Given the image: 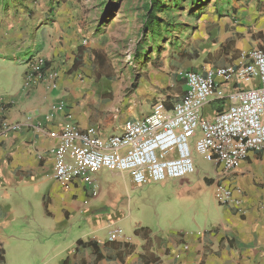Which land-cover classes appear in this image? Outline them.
I'll list each match as a JSON object with an SVG mask.
<instances>
[{
	"label": "crops",
	"instance_id": "0c3cea01",
	"mask_svg": "<svg viewBox=\"0 0 264 264\" xmlns=\"http://www.w3.org/2000/svg\"><path fill=\"white\" fill-rule=\"evenodd\" d=\"M17 27L0 30V104L8 108L9 123L25 127L0 134V246L5 259L9 254L46 253L53 256L39 264H64L67 259L78 264L77 243L82 241L97 243L104 256L120 250L114 243L135 247L123 261L115 258L98 264H264V156L256 153L226 181L242 189L245 213L218 202L192 213L188 198L193 175L139 187L128 175L106 172L129 179L148 193L146 208L151 217L156 216L130 220V234L123 231L111 242L110 233L122 229L127 217L118 209L113 216L104 217L101 210L112 207L99 208L100 201L93 199L90 188L54 179L55 160L50 152L60 143L68 123L66 114L85 132L119 134L126 122L149 115L159 101L172 108L185 96L186 86L176 76L173 59L159 65L152 60L140 73L128 71L120 78L110 74L119 70L109 61L107 49L98 45L85 49L68 34V27L63 41L54 34L55 26L28 20L24 27ZM191 43L196 55L178 64L182 70L237 65L244 55L264 49V0H237L230 6L208 8L197 21ZM33 58H42L46 69L58 72L57 89L49 88V81L24 89ZM57 103H64L67 109L51 116ZM203 111L208 119L217 113L213 103ZM210 177L202 179L214 194ZM153 184L160 191L152 190ZM41 211L46 217L42 218L44 226L38 225ZM74 226L80 231L73 240L67 233L61 240L52 235ZM139 229L142 231L136 236ZM90 260L94 264L97 257L92 255Z\"/></svg>",
	"mask_w": 264,
	"mask_h": 264
},
{
	"label": "built area",
	"instance_id": "2783aa9c",
	"mask_svg": "<svg viewBox=\"0 0 264 264\" xmlns=\"http://www.w3.org/2000/svg\"><path fill=\"white\" fill-rule=\"evenodd\" d=\"M176 76L186 86L183 99L170 109L159 101L149 115L126 122L119 134L85 132L67 113L60 143L50 152L55 160L54 179L64 185L82 184L93 197L100 192L96 176L101 172L128 175L139 187L183 180L196 172V150L215 165L210 180L217 202L245 213L242 189L226 181L251 153L264 156V49L244 55L235 66L181 70ZM57 80L58 72L46 69V62L38 58L29 63L24 89L47 81L49 88L57 89ZM240 82L249 84V89H239ZM217 101L230 103L213 119H204V108ZM66 109L64 103H57L51 116ZM7 111L0 104V134L22 131L23 125L7 121ZM119 235L122 229L113 230L111 242Z\"/></svg>",
	"mask_w": 264,
	"mask_h": 264
},
{
	"label": "rangeland",
	"instance_id": "374dc122",
	"mask_svg": "<svg viewBox=\"0 0 264 264\" xmlns=\"http://www.w3.org/2000/svg\"><path fill=\"white\" fill-rule=\"evenodd\" d=\"M149 0H0V30H17V25L23 26L30 20L35 25L55 26L54 33L60 41L67 37L65 27L72 39L79 40L85 49L98 45L108 50L109 61L118 67L119 72L111 73L122 78V74L129 71L133 75L147 67V63L156 60V65L169 63L173 59L176 72L182 70L185 60L196 55L195 46L191 43V36L195 31L197 21L189 15L190 4L185 3L179 12L158 13L159 27L154 32L146 29L147 10ZM209 8L224 7L235 4L237 0H207ZM20 29V28H19ZM43 58V57H42ZM38 58H33L35 60ZM44 59V58H43ZM13 68L11 72L13 73ZM107 70V72H109ZM258 79L254 80L257 84ZM250 85L240 82L239 89H249ZM226 93L232 91L225 89ZM229 101L225 105H229ZM208 106V105H207ZM225 107V106H224ZM223 107V108H224ZM204 113V111H203ZM204 117V114H203ZM204 119H208L204 117ZM209 120V119H208ZM194 142H192L193 146ZM193 160L196 172L190 180L191 194L188 198L192 213L200 212L202 208L218 205L214 198L213 188L203 182L204 176L215 173V165L203 155L193 150ZM96 177L99 185V195L95 199L99 208L111 206L109 211L101 210L104 217L113 216L118 209L122 216L127 217L121 223L124 235L130 234L129 221L154 218L151 217L146 206L150 202L148 193L136 188L130 180L114 178L106 172ZM154 191H160L153 184ZM116 206V208L114 207ZM190 205V204H189ZM154 211V210H153ZM152 212V211H151ZM43 211L39 215L38 225L42 226ZM46 218V217H45ZM201 218V217H200ZM44 221V220H43ZM128 221V222H126ZM44 226V225H43ZM58 229L52 235L65 238L66 235L73 240L80 231L78 226L70 227L69 231ZM67 233V234H66ZM66 234V235H65ZM46 253L35 255L9 254L6 264H39L43 259L51 258Z\"/></svg>",
	"mask_w": 264,
	"mask_h": 264
},
{
	"label": "trees",
	"instance_id": "16d2710c",
	"mask_svg": "<svg viewBox=\"0 0 264 264\" xmlns=\"http://www.w3.org/2000/svg\"><path fill=\"white\" fill-rule=\"evenodd\" d=\"M189 2L191 8L189 11V15L194 17L196 21H198L202 15L208 10L209 2L207 0H149L145 5V9L147 10L146 16V29L147 31L154 32L155 27H159V19H157L158 13H168V12H179L181 7ZM80 61H77L76 65H79ZM225 106V102H213V107L217 112H221ZM142 230H137L135 232L136 236H139ZM148 232V231H146ZM78 249L76 253V260L78 264H92L90 257L92 255L97 257V260L94 264H98V262L102 260H114L115 258H119L120 260H124L129 254L133 252L135 249L134 245L131 243H114L117 245L120 250L117 253L110 254L108 256H104L102 253L101 247L97 243H84L82 241H78ZM0 264H6L5 259V251L0 246ZM64 264H70V259H67Z\"/></svg>",
	"mask_w": 264,
	"mask_h": 264
}]
</instances>
